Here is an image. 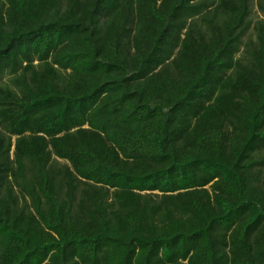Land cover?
<instances>
[{
    "label": "trees",
    "instance_id": "16d2710c",
    "mask_svg": "<svg viewBox=\"0 0 264 264\" xmlns=\"http://www.w3.org/2000/svg\"><path fill=\"white\" fill-rule=\"evenodd\" d=\"M251 5L0 0V264H264Z\"/></svg>",
    "mask_w": 264,
    "mask_h": 264
},
{
    "label": "rangeland",
    "instance_id": "374dc122",
    "mask_svg": "<svg viewBox=\"0 0 264 264\" xmlns=\"http://www.w3.org/2000/svg\"><path fill=\"white\" fill-rule=\"evenodd\" d=\"M258 0H252V5H251V12H250V19L255 22L256 20L262 18L261 13L258 9ZM251 37V31L248 32V34L245 36V38L243 39L244 41L247 40V38ZM244 53V47H241L240 52L238 53L237 57H242Z\"/></svg>",
    "mask_w": 264,
    "mask_h": 264
}]
</instances>
